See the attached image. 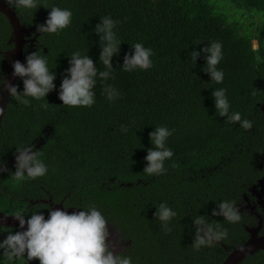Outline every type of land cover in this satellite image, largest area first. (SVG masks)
<instances>
[{
  "label": "trees",
  "instance_id": "trees-1",
  "mask_svg": "<svg viewBox=\"0 0 264 264\" xmlns=\"http://www.w3.org/2000/svg\"><path fill=\"white\" fill-rule=\"evenodd\" d=\"M40 2L73 13L70 27L58 35L40 34L34 43L33 52L39 47L48 55L50 68L56 65L57 90L73 51L88 49L98 69L104 70L98 62L100 49L93 29L106 15L121 21L117 27L121 51L112 60L115 79L107 83L122 96L109 103L101 94L103 83L99 80L97 102L91 108L63 106L57 90L47 94V110L40 108L42 101L33 100L25 106L16 104L9 95L0 125V159L16 155L18 145L31 144L33 151L43 153L40 158L49 171L45 177L16 184L9 176L15 167L10 168L0 181V206L8 207L5 213L11 214L19 208L17 196L34 200L39 199L38 192L46 198L48 191L55 201L64 198L65 206L97 205L123 231H133L135 249L150 252L154 260L170 264L178 258L193 264L205 260L204 253L209 252L210 259L201 264H217L223 251L219 243L199 251L192 247V219L196 214L208 215L222 223L228 229L223 240L226 244L229 236L245 235L240 223L228 224L222 217H212L211 212L215 202L242 201L243 194L262 174L258 161L264 153V123L260 121L264 28L257 27L255 17L264 13V0ZM16 10L26 26L43 24L49 12L38 7L32 16L31 12ZM5 24L8 26L6 19ZM253 38L259 41L258 51L252 47ZM212 41L223 46L218 65L224 72L222 84L209 82L202 70L203 54L195 66L190 59L191 51H199ZM136 42L154 50L153 67L124 72L119 69L124 54ZM5 74L0 67V76ZM15 86L23 90L20 79ZM220 87L227 89L232 111L254 121L251 131L237 124L230 126L224 121L226 117L216 115L211 92ZM121 125H128L127 134H121ZM161 125L174 130L168 140L174 156L165 162V175L148 176L143 169L144 157L152 147L149 133ZM160 202H167L177 212L171 232L154 219V206ZM31 207L47 218L46 204ZM10 230L17 231L6 227L0 232V240ZM248 261L264 264V251ZM28 264H39V260Z\"/></svg>",
  "mask_w": 264,
  "mask_h": 264
},
{
  "label": "clouds",
  "instance_id": "clouds-1",
  "mask_svg": "<svg viewBox=\"0 0 264 264\" xmlns=\"http://www.w3.org/2000/svg\"><path fill=\"white\" fill-rule=\"evenodd\" d=\"M6 2L16 13L23 29V40L26 42L28 38L25 34L26 25L21 21L17 8L31 12L32 16L38 7L49 10L43 24L33 25L39 35H58L72 24L73 13L68 8L46 5L40 0H6ZM255 18L257 27L264 28V13H257ZM5 19L8 26L5 24ZM120 23L121 21L113 19L111 15H106L99 19L93 29L98 37L97 43L100 49L98 62H102L104 70L98 69L97 64L87 54L88 49L85 52L73 51L68 55L70 57L69 66L65 69L57 90L54 83L57 74L53 70L56 65L54 68H50L48 55L43 54L38 47L26 58L25 52H23L25 62L23 60V63L20 61L12 63V75L22 81L23 90L18 91L16 83L12 85L0 76V91L6 90L16 104L28 106L33 100L42 101L40 108L47 110L49 103L45 98L47 94L57 90L58 98L63 106L91 108L97 102L96 88L99 80L103 83L101 94L109 103L115 102L121 98L122 93L107 81L115 79L116 70L113 68L112 60L114 56H119L121 51L122 40L117 31ZM9 28L12 29L11 38H14L12 25L4 14L3 32H0V48L11 47L5 42L10 37L8 35ZM37 35L34 38L39 36ZM222 47L219 41H212L200 48L199 51L193 50L189 53L194 66L197 59L203 54L204 66L202 70L209 76V82L215 84H222L224 81V72L218 67L223 59ZM252 47L254 50H259L257 38L252 39ZM154 55L152 48L145 47L142 42H136L130 46V52L124 54L123 63L119 69L124 72L147 71L153 67L152 57ZM211 97L214 101L216 115L226 117L224 121L227 124L230 126L237 124L245 131L253 129L254 121L252 119L242 118L240 112L232 111L226 88L212 89ZM7 103L4 109L0 108V118L5 112ZM261 118L264 123L262 113ZM119 130L121 134H127L129 127L121 125ZM173 131L167 126L161 125L153 128V131L149 133L152 147L147 150V155L144 157L146 166L143 172L146 175L163 176L166 174L165 162L170 161L174 156L173 150L168 146V140L173 135ZM33 147L31 144L16 146L15 171L9 172L10 178L16 184L45 177L49 171L48 165L40 158L43 153L40 150L33 151ZM2 165L3 161L0 160V173L8 171ZM36 200L31 201V204ZM215 203L216 207L211 212L212 217H222V221L228 224L241 222L242 213L238 210L236 201L225 199ZM74 207L81 210L69 213L66 211L68 207H64V210L48 209L47 218L42 213H38V210L22 209L11 214L19 222L21 229H24L25 225L27 227L23 231L17 229L15 232L6 231V238L0 240V264H17L18 261L21 264H28L33 259L39 260V264H133L132 257L126 254L125 249L123 254H114L110 250L108 240L110 234L107 225L112 222L97 205L88 204L84 207ZM154 207L156 209L153 213L154 219L160 222L166 232H171V222L177 216V212L167 202H160L158 206ZM192 227L195 230V235L191 245L196 251L202 248L210 249L219 242L228 245L223 241L228 236V229L219 221L211 220L208 215L196 214L192 219ZM0 229L5 228L0 227ZM221 248L223 249L222 246Z\"/></svg>",
  "mask_w": 264,
  "mask_h": 264
},
{
  "label": "flooded vegetation",
  "instance_id": "flooded-vegetation-1",
  "mask_svg": "<svg viewBox=\"0 0 264 264\" xmlns=\"http://www.w3.org/2000/svg\"><path fill=\"white\" fill-rule=\"evenodd\" d=\"M3 1L6 2V0H3ZM3 18H4V14L2 12H0V32H3V30H2ZM32 32H33V34H32ZM25 34L28 36V38H27V42L25 43V45L23 43V45H24L23 46V52L27 51V48L29 45H33V49H34V47H35L34 41L37 40V37L34 38V36H36L38 34V31L35 29V27L33 25H30V26H26ZM8 35L10 37L5 42H6V44L11 45V47L6 48V49L0 48V58H2V59H0V67L4 68L5 72H6L5 75H1L4 79H6V76L8 75V73L10 72V70L12 68V63L14 62V56H15V52L13 51V49L15 48V43H14L15 41H14L13 37L11 38L12 29H10L8 31ZM30 36L33 38H31ZM10 41H12V42H10ZM6 81H7V79H6ZM2 92H4V91H0V95L2 94ZM260 109H261V113L264 112V97L262 98V103H260ZM0 119H1L0 120V125H1V122L3 120V116ZM263 120H264V113H263ZM2 144L5 145L4 142ZM1 152H4L3 148H1ZM0 160L3 161L2 166L5 167L7 170L14 167V165H15V155L2 157V159H0ZM258 168L261 170L262 174L255 180V182H253V184L248 188L247 192L243 194L242 201L237 202L238 210L242 213V220H241L240 224L242 225V227L245 231V235H239L237 237H233V236L228 237L229 243H228V245H226L228 250H225L223 248V251H221L222 257L217 264H220L225 259V257L229 254V249H235L240 243H242L244 240H246V238H248V233H247L246 228L256 227L259 225V222L262 221V225H261L262 229L260 231V234L264 233V181H263L264 180V153L263 154L261 153V156H259ZM6 172L0 173V181L5 178ZM0 184H1V182H0ZM38 195H40V197H38L39 200H42V199L50 200L51 199L49 201V203H43L42 202L43 204H46L48 206V208H45V210L52 209L53 205H56L58 203H62L63 207H68V208L74 207L73 205L65 206L64 205V198H62L58 201H55L54 196L48 191L45 192L46 198L42 197V194L40 192H38L37 196ZM11 198H12V196H11ZM34 200H36V199H34ZM34 200H32L31 198H28L26 196H21V197L17 196L16 201H17V206L19 208L16 211H20L22 209L28 210V211H36L31 207V206L35 205V203L31 204V201L33 202ZM38 203H41V201H38ZM51 204H53V205H51ZM76 209H77V211L81 210L78 208H76ZM6 210H9V208L4 207L3 205L0 206L1 212L5 213ZM5 214L11 215L13 213H11V214L5 213ZM112 223H109L107 225V227H108V231L110 234L109 238H108V240L110 241V250H112L114 254H116V253L123 254V251L125 249L126 254H128L132 257L133 264H165V262H163V261H160L157 259H156L157 260L156 261V260H154V258H151L152 254L150 252L146 253L138 247H136V249H135V242H133V240L131 238L132 236H134L133 231H129V230L123 231L118 225H116L114 223L112 224ZM1 227H3V226H1ZM0 231H3V229H0ZM204 256L206 257L205 260L195 261V262H193V264H201V263L208 261L210 259V257L212 256V254L209 252H205ZM157 257L160 258L159 255ZM157 257H155V258H157ZM188 257H192V256H186L184 258L189 259ZM248 258L243 259L238 264H249ZM178 260H179L178 258H174V259L170 260V264H190L187 261L179 262Z\"/></svg>",
  "mask_w": 264,
  "mask_h": 264
},
{
  "label": "water",
  "instance_id": "water-1",
  "mask_svg": "<svg viewBox=\"0 0 264 264\" xmlns=\"http://www.w3.org/2000/svg\"><path fill=\"white\" fill-rule=\"evenodd\" d=\"M0 12L5 14L9 18V21L13 28V36L15 38V48L13 49V51L15 52L14 61H20L21 63H23V43H25L26 41L23 40V29L19 22V19L17 18L16 13L11 9V7L2 0H0ZM12 73L13 68H11L10 72L6 76V79L7 82L11 83L12 85H15V82L16 80H18V77H14ZM8 98L9 94L6 90H4V92H2V94L0 95V108H5ZM50 200H36L35 203H37L38 201H41L43 203H49ZM52 209L64 210V207L62 203H58L56 205H53ZM66 211L72 213L77 212V209L75 207H70L66 209ZM6 215L7 214L0 211V227L3 226L8 228H14L19 231L26 230L27 225H25L24 229H21L19 227V222L16 219H14L11 215ZM261 225L262 221H260L259 225L256 227L246 228L248 238H246V240L240 245H238L235 249H229V254L220 264H238L247 256L255 254L259 251H264V233L260 234V231L262 229ZM219 243L225 250H228L227 246L223 242Z\"/></svg>",
  "mask_w": 264,
  "mask_h": 264
},
{
  "label": "rangeland",
  "instance_id": "rangeland-1",
  "mask_svg": "<svg viewBox=\"0 0 264 264\" xmlns=\"http://www.w3.org/2000/svg\"><path fill=\"white\" fill-rule=\"evenodd\" d=\"M257 14V13H256ZM33 52V45H29L28 48H27V51H25V58L28 54L32 53ZM25 58H24V62H25ZM264 112H262L263 114ZM260 121H262V118H260Z\"/></svg>",
  "mask_w": 264,
  "mask_h": 264
}]
</instances>
